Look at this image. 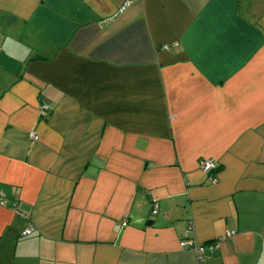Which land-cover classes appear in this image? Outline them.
<instances>
[{
    "label": "crops",
    "instance_id": "crops-1",
    "mask_svg": "<svg viewBox=\"0 0 264 264\" xmlns=\"http://www.w3.org/2000/svg\"><path fill=\"white\" fill-rule=\"evenodd\" d=\"M124 2L0 0V264H264V0Z\"/></svg>",
    "mask_w": 264,
    "mask_h": 264
},
{
    "label": "built area",
    "instance_id": "built-area-1",
    "mask_svg": "<svg viewBox=\"0 0 264 264\" xmlns=\"http://www.w3.org/2000/svg\"><path fill=\"white\" fill-rule=\"evenodd\" d=\"M130 1L131 0H125L124 4L122 5V10H124L126 6L129 5ZM30 137L33 140L37 139L34 133H31ZM199 167L209 177V180L212 183H215L217 181L216 177L211 175V173H213V171L216 169V163H214L212 160L203 159V160H200ZM153 213H156L155 209H153ZM29 232L30 230L26 231V234H28ZM180 246L183 249L193 250L197 254L198 261H203L204 256H203L202 248L201 247L199 248L198 246H196L195 243L191 239L183 240L182 242H180Z\"/></svg>",
    "mask_w": 264,
    "mask_h": 264
},
{
    "label": "trees",
    "instance_id": "trees-1",
    "mask_svg": "<svg viewBox=\"0 0 264 264\" xmlns=\"http://www.w3.org/2000/svg\"><path fill=\"white\" fill-rule=\"evenodd\" d=\"M28 235V234H27Z\"/></svg>",
    "mask_w": 264,
    "mask_h": 264
}]
</instances>
